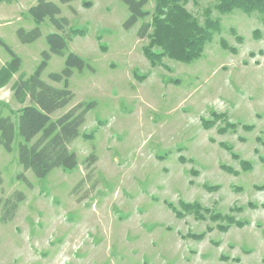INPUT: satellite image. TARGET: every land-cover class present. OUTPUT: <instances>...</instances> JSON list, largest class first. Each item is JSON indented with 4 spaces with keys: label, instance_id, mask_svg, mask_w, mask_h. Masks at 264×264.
<instances>
[{
    "label": "rangeland",
    "instance_id": "obj_1",
    "mask_svg": "<svg viewBox=\"0 0 264 264\" xmlns=\"http://www.w3.org/2000/svg\"><path fill=\"white\" fill-rule=\"evenodd\" d=\"M50 1L79 31L64 56H51L43 80L63 86L49 75L70 52L87 64L69 80L75 98L53 118L79 102L96 105L70 144L73 170L38 178L18 161V136L11 152L0 145V216L4 199L25 194L14 219L0 221V264H264V12L187 0L200 25L219 30L198 59L163 55L154 65L144 51L150 38L137 35L143 20L125 29L121 0ZM36 2L0 1V38L22 60L6 77L12 57L0 45V116L15 122L30 103L17 85L59 32L46 19L35 42L19 40V27L35 26L28 9Z\"/></svg>",
    "mask_w": 264,
    "mask_h": 264
},
{
    "label": "trees",
    "instance_id": "obj_2",
    "mask_svg": "<svg viewBox=\"0 0 264 264\" xmlns=\"http://www.w3.org/2000/svg\"><path fill=\"white\" fill-rule=\"evenodd\" d=\"M70 1L72 0H62L63 3ZM121 1L129 10L128 17L124 22L125 29H131L140 20H143L137 35L139 38L147 36L150 38L151 43L145 47L144 51L154 65H157L158 58L163 55L186 63L198 59L212 33L219 30L218 23L210 22L207 27L200 25L184 7L187 0H154L155 6L152 13L145 9L149 0ZM217 8L222 13H228L235 9L262 13L264 12V0H219ZM61 12V7L50 0H37L29 7L28 14L34 19L35 26L29 30L24 27L17 29V36L22 43L35 42L42 35L41 24L46 19H49L59 32L47 35L49 49L42 51L40 64L28 79L21 80L17 85L16 95H21L24 89H27L30 96V103L18 112V121L15 122L10 115L0 116V145L7 152H11L18 136V161L26 171H32L38 178L46 177L59 167L73 170L78 165L77 154L71 150L70 144L79 137L87 113L96 105L93 101L79 102L53 118V114L69 106L75 98L74 92L69 87V80L74 70L82 71L87 66L83 58L70 52L66 57L65 67L62 71L52 72L49 75L52 81L63 83L62 87H56L42 78L51 56L53 54L64 56L69 40L79 31L77 29L69 30V19L61 16ZM148 16H151V20H146ZM208 27L212 29L209 31ZM0 45L12 57L4 67L7 77L9 71H17L20 68L22 60L2 38H0ZM154 45L160 47L161 51L151 50L150 47ZM0 78H2V74ZM209 124L208 121L204 122V126L210 127ZM227 125L221 129L222 132L233 127L234 123L229 122ZM95 159L96 155L90 154L87 158L90 162L88 165L94 163ZM241 166L247 169L251 167V163L243 160ZM225 168L229 171L232 170V167L225 166ZM18 177L23 178L24 182L31 185L24 174H20ZM24 199L25 194L22 191H16L4 199L1 205L0 221L6 223L13 220L20 202ZM186 205L188 206V204ZM223 219L232 220L231 222L239 226L244 225V222L236 220L232 216Z\"/></svg>",
    "mask_w": 264,
    "mask_h": 264
}]
</instances>
